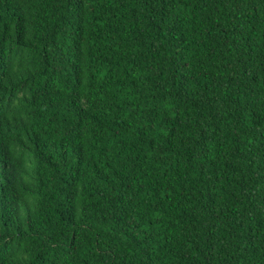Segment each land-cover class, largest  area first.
Instances as JSON below:
<instances>
[{
    "label": "trees",
    "instance_id": "1",
    "mask_svg": "<svg viewBox=\"0 0 264 264\" xmlns=\"http://www.w3.org/2000/svg\"><path fill=\"white\" fill-rule=\"evenodd\" d=\"M0 264H264V0H0Z\"/></svg>",
    "mask_w": 264,
    "mask_h": 264
}]
</instances>
